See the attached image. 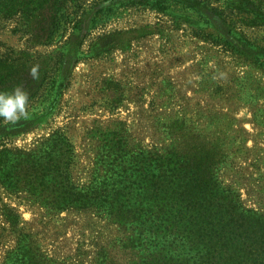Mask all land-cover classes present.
Masks as SVG:
<instances>
[{
  "label": "rangeland",
  "instance_id": "rangeland-1",
  "mask_svg": "<svg viewBox=\"0 0 264 264\" xmlns=\"http://www.w3.org/2000/svg\"><path fill=\"white\" fill-rule=\"evenodd\" d=\"M20 3L0 0V60L9 63L0 87L21 77L11 83L31 99L27 117L15 125L2 121L1 146L27 148L62 128L76 148L75 179L85 183L87 134L96 125L123 123L144 144L157 145L168 117H186L202 130L221 121L229 137L221 179L238 189L246 207L264 210V24L250 23V9L260 4L264 11V0H218L221 16L172 2L161 10L141 0L71 1L73 17L87 12L84 26L71 36L72 28L63 26L42 43L31 40L46 36L40 10L33 16L27 0ZM62 50L69 62L56 64L55 86L44 89L43 69ZM31 60L39 65L38 80H31ZM5 203L17 208L22 226L50 257L94 264L104 250L114 256L109 263L129 261L126 233L107 219L86 211L50 214L20 203L0 185V206ZM15 245L0 215V263Z\"/></svg>",
  "mask_w": 264,
  "mask_h": 264
},
{
  "label": "trees",
  "instance_id": "trees-1",
  "mask_svg": "<svg viewBox=\"0 0 264 264\" xmlns=\"http://www.w3.org/2000/svg\"><path fill=\"white\" fill-rule=\"evenodd\" d=\"M71 1L77 0H27L32 15L40 10L38 17L43 18L37 20L44 22L41 30L44 27L46 36L34 35V43L51 40L63 26L72 28L70 36L84 26L87 12L78 10L73 17L67 7ZM141 1L161 10L172 2L221 16L214 5L218 0ZM20 2L12 0L15 5ZM255 5L250 23L264 24L263 7ZM58 54L43 69L44 89L55 86L56 64L63 67L69 62L63 50ZM31 61L29 69L35 65ZM8 71L9 63L0 60L2 80ZM21 79L11 77L0 91H11L15 87L11 81ZM219 124L202 130L186 117H168L163 142L157 145L144 144L123 123L96 125L87 134L91 156L85 183L74 176L77 154L72 139L64 129L53 128L27 148L0 145V185L20 203L50 214L86 211L117 225L126 233L127 264H264V210L246 207L238 189L221 179L229 137ZM261 190L264 193V185ZM0 215L16 237L15 247L0 264H93L79 257L76 262L59 260L43 252L22 226L16 207L1 204ZM110 258L114 256L98 250L94 264H114ZM223 258L227 263H221Z\"/></svg>",
  "mask_w": 264,
  "mask_h": 264
},
{
  "label": "clouds",
  "instance_id": "clouds-1",
  "mask_svg": "<svg viewBox=\"0 0 264 264\" xmlns=\"http://www.w3.org/2000/svg\"><path fill=\"white\" fill-rule=\"evenodd\" d=\"M29 74L34 80L39 79V65H33ZM29 93L22 86H15L11 91H0V119L9 125H15L22 117H27Z\"/></svg>",
  "mask_w": 264,
  "mask_h": 264
}]
</instances>
